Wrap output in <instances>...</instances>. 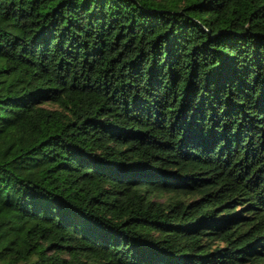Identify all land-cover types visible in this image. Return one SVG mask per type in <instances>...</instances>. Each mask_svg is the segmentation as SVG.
<instances>
[{
  "label": "trees",
  "instance_id": "trees-1",
  "mask_svg": "<svg viewBox=\"0 0 264 264\" xmlns=\"http://www.w3.org/2000/svg\"><path fill=\"white\" fill-rule=\"evenodd\" d=\"M0 264H264V0H0Z\"/></svg>",
  "mask_w": 264,
  "mask_h": 264
}]
</instances>
